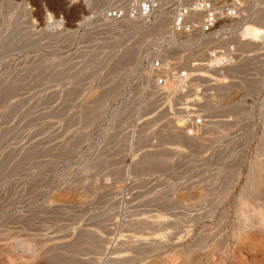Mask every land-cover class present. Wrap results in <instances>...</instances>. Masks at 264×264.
<instances>
[{
    "label": "rangeland",
    "instance_id": "1",
    "mask_svg": "<svg viewBox=\"0 0 264 264\" xmlns=\"http://www.w3.org/2000/svg\"><path fill=\"white\" fill-rule=\"evenodd\" d=\"M126 1L0 0V264H264V34L242 36L264 0L226 39L169 44L172 12L106 17ZM215 44L238 57L198 69L206 120L180 142L148 62Z\"/></svg>",
    "mask_w": 264,
    "mask_h": 264
},
{
    "label": "built area",
    "instance_id": "2",
    "mask_svg": "<svg viewBox=\"0 0 264 264\" xmlns=\"http://www.w3.org/2000/svg\"><path fill=\"white\" fill-rule=\"evenodd\" d=\"M254 1L127 0L124 4L109 8L106 17L115 21H137L152 19L160 12L171 11L168 44L180 38L193 40L197 36H203L202 40L208 42L213 38V34H219L226 39L233 29L240 27L237 22L247 21L251 17L250 11ZM177 46L175 45V49ZM198 54L191 58L188 67L182 64L183 61L162 54L149 60L146 75L155 98L163 100V108L169 119L175 120L174 122L189 136L196 135L206 120V114L201 109L204 102L201 82L209 77L199 74L202 71L198 69L205 67L209 62L213 68L222 70L235 63L238 57L234 46L222 44L208 46V60L194 59L201 57Z\"/></svg>",
    "mask_w": 264,
    "mask_h": 264
},
{
    "label": "bare ground",
    "instance_id": "3",
    "mask_svg": "<svg viewBox=\"0 0 264 264\" xmlns=\"http://www.w3.org/2000/svg\"><path fill=\"white\" fill-rule=\"evenodd\" d=\"M2 1V0H1ZM7 1V0H5ZM4 2V1H3ZM2 2V3H3ZM10 3V2H9ZM8 3V4H9ZM168 12H171V11H168ZM166 13V12H165ZM261 21H264V16H262L261 18ZM162 23H165L163 20H162ZM258 28L253 29V27L251 28H248V30L246 29V31L243 32V35L244 37L247 36H256L258 37V35H262L264 34V31L263 30H257ZM250 37V38H251ZM255 37V38H256ZM246 38V39H247ZM264 38V37H263ZM245 39V38H244ZM250 46V45H249ZM170 127V126H169ZM173 131V130H172ZM174 133H175V138L180 141V142H192V141H198L200 136H201V131H199L196 135L194 136H189L188 134H186V131H178V130H174ZM172 139V138H171ZM170 141V140H169ZM174 141V140H173ZM264 141V140H263ZM193 144V143H192ZM189 148V147H188ZM193 148V146H192ZM198 150V149H196ZM261 151L263 152L264 154V143L262 145V148H261ZM149 155V154H148ZM141 161V160H140ZM144 169V168H143ZM248 188L251 189L252 191V195H257L260 196V195H263L264 194V191H262L264 189V162L263 161H260V160H257L255 162H253L252 166H251V169H250V172H249V176H248Z\"/></svg>",
    "mask_w": 264,
    "mask_h": 264
}]
</instances>
